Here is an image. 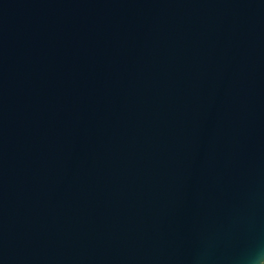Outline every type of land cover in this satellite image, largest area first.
Listing matches in <instances>:
<instances>
[{"label":"water","instance_id":"obj_1","mask_svg":"<svg viewBox=\"0 0 264 264\" xmlns=\"http://www.w3.org/2000/svg\"><path fill=\"white\" fill-rule=\"evenodd\" d=\"M260 249L264 0H0V264Z\"/></svg>","mask_w":264,"mask_h":264},{"label":"clouds","instance_id":"obj_2","mask_svg":"<svg viewBox=\"0 0 264 264\" xmlns=\"http://www.w3.org/2000/svg\"><path fill=\"white\" fill-rule=\"evenodd\" d=\"M252 264H264V249L255 251L251 256Z\"/></svg>","mask_w":264,"mask_h":264}]
</instances>
